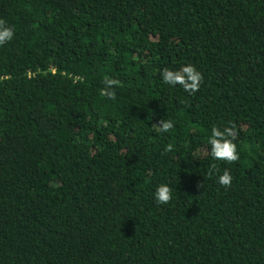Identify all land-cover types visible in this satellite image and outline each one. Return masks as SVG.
Listing matches in <instances>:
<instances>
[{
	"label": "trees",
	"instance_id": "1",
	"mask_svg": "<svg viewBox=\"0 0 264 264\" xmlns=\"http://www.w3.org/2000/svg\"><path fill=\"white\" fill-rule=\"evenodd\" d=\"M0 19V264H264V0H0ZM184 64L195 94L162 81ZM232 124L240 159L216 161Z\"/></svg>",
	"mask_w": 264,
	"mask_h": 264
},
{
	"label": "clouds",
	"instance_id": "2",
	"mask_svg": "<svg viewBox=\"0 0 264 264\" xmlns=\"http://www.w3.org/2000/svg\"><path fill=\"white\" fill-rule=\"evenodd\" d=\"M14 35L13 28L0 19V45L11 41ZM160 75L165 85L179 86L189 94H195L203 82L202 73L192 64H184L178 68H164L161 70ZM119 83L116 79H106L101 94L109 99H115L114 89L119 86ZM155 124V131L158 133L167 134L174 128V123L171 120L160 119ZM235 127L232 124L211 129L208 144L210 145V155L214 160L230 163L240 159L237 146L233 142L237 135ZM167 150L170 151L171 147ZM217 183L225 189L231 187L232 176L227 169L222 174L217 175ZM153 196L158 204H168L173 198V191L167 183H162L156 187Z\"/></svg>",
	"mask_w": 264,
	"mask_h": 264
}]
</instances>
